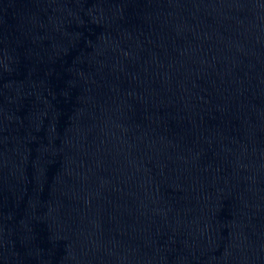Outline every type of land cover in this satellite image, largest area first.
I'll return each instance as SVG.
<instances>
[{
  "label": "water",
  "instance_id": "obj_1",
  "mask_svg": "<svg viewBox=\"0 0 264 264\" xmlns=\"http://www.w3.org/2000/svg\"><path fill=\"white\" fill-rule=\"evenodd\" d=\"M0 264H264V0H0Z\"/></svg>",
  "mask_w": 264,
  "mask_h": 264
}]
</instances>
